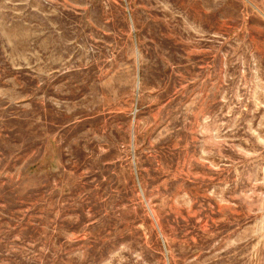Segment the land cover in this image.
I'll return each instance as SVG.
<instances>
[{
  "label": "rangeland",
  "instance_id": "obj_1",
  "mask_svg": "<svg viewBox=\"0 0 264 264\" xmlns=\"http://www.w3.org/2000/svg\"><path fill=\"white\" fill-rule=\"evenodd\" d=\"M0 264H264V0H0Z\"/></svg>",
  "mask_w": 264,
  "mask_h": 264
}]
</instances>
